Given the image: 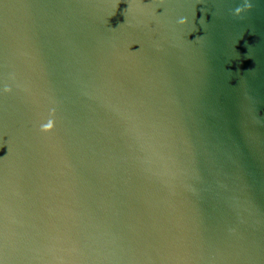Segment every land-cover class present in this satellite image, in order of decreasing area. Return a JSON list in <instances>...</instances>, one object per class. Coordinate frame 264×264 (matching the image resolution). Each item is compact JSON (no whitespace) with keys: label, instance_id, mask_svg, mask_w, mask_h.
Segmentation results:
<instances>
[{"label":"water","instance_id":"water-1","mask_svg":"<svg viewBox=\"0 0 264 264\" xmlns=\"http://www.w3.org/2000/svg\"><path fill=\"white\" fill-rule=\"evenodd\" d=\"M247 2L0 0V264H264Z\"/></svg>","mask_w":264,"mask_h":264},{"label":"clouds","instance_id":"clouds-1","mask_svg":"<svg viewBox=\"0 0 264 264\" xmlns=\"http://www.w3.org/2000/svg\"><path fill=\"white\" fill-rule=\"evenodd\" d=\"M250 8H251V4L248 3L247 0H245L244 5L241 6V7H237L234 10L233 14L235 16H240L246 9H250ZM178 23L181 24V25L186 24L187 23V19L182 17V18L179 19ZM5 91H10V89L6 88ZM54 127H55L54 120L48 119V121L46 123H43L40 126V131L43 132V133H49V132L53 131Z\"/></svg>","mask_w":264,"mask_h":264}]
</instances>
